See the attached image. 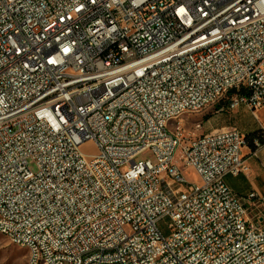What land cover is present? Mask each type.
I'll return each instance as SVG.
<instances>
[{
    "label": "built area",
    "instance_id": "1",
    "mask_svg": "<svg viewBox=\"0 0 264 264\" xmlns=\"http://www.w3.org/2000/svg\"><path fill=\"white\" fill-rule=\"evenodd\" d=\"M222 97L258 119L264 0H0L1 233L32 264H264V198L223 180L245 134L177 118Z\"/></svg>",
    "mask_w": 264,
    "mask_h": 264
},
{
    "label": "rangeland",
    "instance_id": "2",
    "mask_svg": "<svg viewBox=\"0 0 264 264\" xmlns=\"http://www.w3.org/2000/svg\"><path fill=\"white\" fill-rule=\"evenodd\" d=\"M226 102L228 104V98L222 99L219 103L211 105L200 112L183 114L180 119L184 136L191 139L203 133H207L211 131V129H209V125L215 122H220L222 120H227L230 116L243 118L244 123L242 124V128H248L250 124H252V122H255L256 124H258V128H261L258 120L252 115L249 110L246 109V111L240 113L239 116V112H237V109L229 110L224 108ZM257 114L259 121L264 126V107L259 109L257 111ZM80 149L84 154L87 155H93L97 153V147L91 141L84 142L80 146ZM146 159L153 160L150 152L139 154L135 158V161ZM28 162L31 170L35 172L36 165L34 164V162H32L31 159H28ZM124 170L125 167L121 168V171ZM184 174L189 180H196L191 170H185ZM0 264H28L27 249L22 246L12 244L5 236L0 234Z\"/></svg>",
    "mask_w": 264,
    "mask_h": 264
},
{
    "label": "crops",
    "instance_id": "3",
    "mask_svg": "<svg viewBox=\"0 0 264 264\" xmlns=\"http://www.w3.org/2000/svg\"><path fill=\"white\" fill-rule=\"evenodd\" d=\"M264 107V106H263ZM261 107V108H263ZM260 108V109H261ZM246 108L240 106L237 112H245ZM260 127L264 130V126L257 119ZM244 119L237 116H230L227 120H222L220 122H215L209 125V129H225L228 127L236 126L244 134H247L258 128V124L252 122L248 128H242ZM242 153L250 165L251 172L248 175L240 174L238 176L226 175L223 180L227 186H229L244 202L247 200V196L250 192H256L260 197L264 198V144H260L256 150L255 155L252 150L246 145Z\"/></svg>",
    "mask_w": 264,
    "mask_h": 264
},
{
    "label": "bare ground",
    "instance_id": "4",
    "mask_svg": "<svg viewBox=\"0 0 264 264\" xmlns=\"http://www.w3.org/2000/svg\"><path fill=\"white\" fill-rule=\"evenodd\" d=\"M254 82H257V75H247L245 79V84H238V91H246V88H253ZM226 91H235V84H226ZM228 98V105L233 104V97H222V99ZM212 105V99H205L202 101V105H196V112H200L205 108ZM186 113V110H179L177 111V118H180L183 114ZM0 234L3 235V233ZM27 249L29 253V246H22ZM28 264H32L30 259V255H28Z\"/></svg>",
    "mask_w": 264,
    "mask_h": 264
},
{
    "label": "trees",
    "instance_id": "5",
    "mask_svg": "<svg viewBox=\"0 0 264 264\" xmlns=\"http://www.w3.org/2000/svg\"><path fill=\"white\" fill-rule=\"evenodd\" d=\"M227 104V102H226ZM225 104V106H226ZM246 145L251 149L255 150V142L259 144H264V130L262 128H257L247 134H245Z\"/></svg>",
    "mask_w": 264,
    "mask_h": 264
}]
</instances>
